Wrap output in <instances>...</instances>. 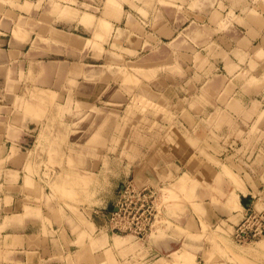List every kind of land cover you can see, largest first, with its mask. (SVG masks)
Returning a JSON list of instances; mask_svg holds the SVG:
<instances>
[{
    "label": "rangeland",
    "instance_id": "obj_1",
    "mask_svg": "<svg viewBox=\"0 0 264 264\" xmlns=\"http://www.w3.org/2000/svg\"><path fill=\"white\" fill-rule=\"evenodd\" d=\"M128 1L115 0L135 8ZM108 2L100 0L99 7L104 8L101 11L74 5L77 17L83 13L95 16L97 24L92 20L85 30L69 31L61 23L54 25L77 41L80 39L72 33L102 43L101 49L89 44L91 58L85 60V65L77 51L73 55L69 46L57 44L50 37L44 39V34L37 35L33 46L39 41L48 49L43 71L53 74L48 86L56 88L55 98L42 101L35 97L33 76L24 73V65H14L6 72L0 67V100L5 106L0 108L1 118L10 123L13 135L26 133L17 144L24 152V185L27 177L33 185L24 188L23 217H37L45 233L91 231L93 235L85 232L80 239H89L95 246V232L106 231V227L102 228L104 222L98 227L97 211L111 213L110 218L101 217L110 221L122 197L124 186L120 185L133 181V186L151 187L155 193L157 219L152 239L169 238L175 243L176 248L164 257L170 258L166 264H172V260H177L173 264H264V237L237 243L226 222L217 223L211 218L208 207L220 202L212 198L211 205L205 203L217 192L210 183L218 179H228L238 190L240 182H264V93L257 97L260 103L253 99L252 110L239 111L229 105L228 112L217 106L209 91L195 90L213 77L194 75L193 65L199 74L204 63L180 53L192 56V52L200 50L204 43L200 26L188 24L177 40L161 44L148 58H125L124 53H135L119 47L123 36L120 25L104 26L102 37H97L101 31L99 17H109ZM54 12L56 20H74L65 11L61 15L55 9ZM224 15L213 20L219 25L221 39L229 35L234 12ZM44 23H48L43 22L46 27ZM48 31L51 36L56 33L51 27ZM169 56L171 60L167 62L147 64L153 62L152 58L165 60ZM255 66L252 64L253 71L245 72L238 83L264 90V67L258 73ZM219 74L214 76L219 80L213 84L221 83L222 73ZM190 79L195 83L185 84ZM227 93L218 97L219 101ZM16 153L14 149L12 157ZM72 157L74 160L69 161ZM171 163L180 167L173 170ZM142 165V171L150 168L155 177L138 185ZM200 169L203 176L198 173ZM92 175L95 179L87 194L82 178ZM231 196L238 201L236 193ZM230 203L231 210H241L239 202ZM107 228L118 231L111 221Z\"/></svg>",
    "mask_w": 264,
    "mask_h": 264
},
{
    "label": "crops",
    "instance_id": "obj_2",
    "mask_svg": "<svg viewBox=\"0 0 264 264\" xmlns=\"http://www.w3.org/2000/svg\"><path fill=\"white\" fill-rule=\"evenodd\" d=\"M108 1L109 17L106 20L102 16L99 17L100 30L104 26H121L123 36L118 43L119 47L135 53L134 56L124 53L125 58L138 57L139 60L148 58L161 48V44L177 40L190 25L200 26L204 35L202 39L204 43L201 44L200 50L192 52V56L180 54L188 58H200L201 63H204L205 68L203 71L199 69V74L198 67L193 65L194 75L201 77L210 75L214 78L221 76L220 72L222 81L213 84V81L219 79L212 78L210 82L204 83L205 86L201 88L197 86L195 90L209 91L222 111L230 112L231 110H227L229 105L239 111L242 109L250 111L254 107L252 101L255 98L260 103L257 97H260L264 90L249 89L246 84L238 83V78L245 72L253 71L252 64L256 65L258 73L264 67V0H127L135 8L128 4H118L115 0ZM50 2L55 4L50 5ZM75 4L80 8L84 6L100 8V0H0V67H4L3 70L6 72L7 68L10 69L14 65L19 67L24 65V73L33 76L34 95L42 101H50L57 93L56 88L48 86L53 81V74L43 71V61L48 49L39 41L33 46L39 33L45 35L42 36L44 39L50 37L57 44L69 46L72 50L68 51H72L73 55L77 51L78 59L83 61V65L86 59L91 58L90 49L87 48L91 42L100 49L102 47L99 41L72 33L71 35L80 39L77 41L74 37L71 38L65 32L54 28V25L61 23L69 31L73 28L85 30L86 26L90 25L89 22L92 20L93 23L96 22L95 16L90 13H83L77 17L75 11L78 9L74 8ZM126 7L129 10H125ZM54 9L59 15L65 11L66 16L73 17L74 20H56V17L52 16L55 13ZM101 10L104 8H100ZM231 11L234 12V19L229 25V35L226 34L224 39H221L217 33L219 25L213 20H218L221 14L227 16ZM44 21L50 25L44 23L46 27H43ZM49 27L56 30L52 36L48 31ZM102 33L101 30L97 37L101 38ZM221 44H224V47H221ZM168 59L171 60V57L165 60L152 58L153 62L147 64L167 62ZM190 82L191 85L195 83L190 79L185 84ZM211 84L212 87L208 88ZM224 92H228L226 97L219 101L218 97L221 98ZM1 102L2 100L0 108H5ZM231 113L235 115V112ZM201 116L204 117L203 114ZM1 117L0 115V264H109L108 260L112 262L111 264H155L162 259L164 260L162 263L166 264L170 260L164 257L176 248L174 241L169 238L152 239L153 232L146 239H140L132 234L109 231L107 226L110 221L101 218H110L111 213L108 211L104 213L97 211L98 227L104 222L105 226L102 228L106 227V231L95 232V246L91 245L89 239L84 238L83 241L80 239L85 232L93 235L91 231L58 230L45 233L42 221L37 217L34 219L23 217L24 188L28 189L33 185L29 177L26 178L24 185V152L22 146L18 148L17 144L23 140L26 133L22 131L18 135H13L10 123ZM14 149L17 153L12 157ZM70 160L73 161L74 158ZM171 164L173 170L178 166L176 163ZM143 167L144 165L140 167L138 185L155 177L152 169L142 171ZM181 169L186 170L183 166ZM202 170H198L201 176ZM216 181L217 183L211 182L210 185L217 192L213 191L214 194L207 197L205 203L211 205L212 198L220 202L219 205L208 207L212 214L211 218L217 223L226 222L227 226L233 229L230 234L233 239L234 230L244 221L249 209L261 210L264 207V182L259 184L240 182L238 190L228 179L221 178ZM122 186L120 185V188ZM232 193L238 195L240 211L231 210L229 196ZM233 219L238 223L235 224ZM28 228L34 231H28ZM176 254L178 252L173 256Z\"/></svg>",
    "mask_w": 264,
    "mask_h": 264
},
{
    "label": "built area",
    "instance_id": "obj_3",
    "mask_svg": "<svg viewBox=\"0 0 264 264\" xmlns=\"http://www.w3.org/2000/svg\"><path fill=\"white\" fill-rule=\"evenodd\" d=\"M132 183L123 187L119 207L110 221L117 232L146 239L153 232L157 219L155 193L151 187L138 188ZM261 237H264V207L249 209L242 224L233 232V239L237 243H247Z\"/></svg>",
    "mask_w": 264,
    "mask_h": 264
},
{
    "label": "bare ground",
    "instance_id": "obj_4",
    "mask_svg": "<svg viewBox=\"0 0 264 264\" xmlns=\"http://www.w3.org/2000/svg\"><path fill=\"white\" fill-rule=\"evenodd\" d=\"M83 174V173H82ZM85 174V173H84ZM85 176V175H84ZM99 176V175H98ZM94 177H93V175H92V178L91 177H89V178H82V185H83V183H84V188H86L85 190H84V192L86 191V190H88V188H89V186L92 184V182L94 181ZM95 182H97V180H95ZM129 183V182H128ZM123 186H125V184L123 185ZM126 188V186L124 187V189ZM87 192V194L89 193V190L88 191H86ZM121 193H124L123 191L121 192ZM93 195V194H92ZM236 197H233V196H231L230 198H229V201L231 202H229L230 204H234V205H238V201L235 199ZM238 207V206H237ZM156 224V223H155ZM154 230V229H153ZM264 240V239H263ZM250 251V250H249ZM182 255L181 254H179L178 255V257H181ZM173 261V263L174 262H176V261H174V260H172ZM172 263V264H173ZM177 264V263H176Z\"/></svg>",
    "mask_w": 264,
    "mask_h": 264
},
{
    "label": "water",
    "instance_id": "obj_5",
    "mask_svg": "<svg viewBox=\"0 0 264 264\" xmlns=\"http://www.w3.org/2000/svg\"><path fill=\"white\" fill-rule=\"evenodd\" d=\"M123 189V188H122ZM115 211H117V208L115 209Z\"/></svg>",
    "mask_w": 264,
    "mask_h": 264
}]
</instances>
